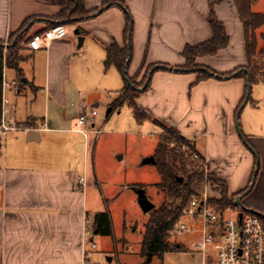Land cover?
Listing matches in <instances>:
<instances>
[{
	"label": "crops",
	"instance_id": "1",
	"mask_svg": "<svg viewBox=\"0 0 264 264\" xmlns=\"http://www.w3.org/2000/svg\"><path fill=\"white\" fill-rule=\"evenodd\" d=\"M105 1L87 0L85 5L87 9H92L100 7ZM116 2H119L118 6L109 5L96 13L99 8L91 18L70 24L71 30H67L63 38L51 41L47 48L30 50L27 45L24 46V51H31L35 58L42 59L45 67V108L39 125L32 115L6 117V109H15V105L10 104V98L15 104L18 101L11 95V88H7L10 94L6 95L5 75L10 69H4L3 98L7 100V108L4 109L3 118L8 123L22 125L13 130L18 134L6 140V156L0 160V264L80 262L86 250L82 237L84 217H88L87 212L84 215L85 184L75 183V186L69 172L55 167V160L46 161L44 155L28 152L31 158L28 162L20 153L27 149L35 151L37 146L33 143L42 142L43 131L49 133L61 130L69 133V128L57 127L67 121L70 126L75 124L81 103H71V112L63 115L60 108L65 103L66 92L63 87L57 91V84L52 87L60 72L70 70L71 53L77 48L74 28H80L82 44L88 42L85 52H79L84 63L96 69L101 67L104 73L110 71L111 74L103 82V89L109 91L105 103L109 110L107 112L116 110L111 103L126 82L114 67L105 70L103 60L106 48L112 42L120 47L124 45L125 14L132 21V54L128 74L135 82H139L145 70L153 67L146 82L148 88L140 91L136 98V104L149 116L143 123L156 119L188 139L205 160L208 171L225 181L230 194L246 187L257 164L256 179L241 201L264 212V120L247 117L241 125V134L246 137L249 146L236 129V109L246 94V79L237 75L227 78L211 76L198 81L195 71L181 69L184 65L183 49L211 37L207 22L209 0ZM258 3L257 0L252 6L253 11ZM65 6L66 0H0V41H8L10 34L18 31L32 17L35 20L29 23L28 36L42 33L49 25V18L57 15ZM213 10L223 23L230 41L216 55L198 57L196 63L217 74L245 66L243 29L234 5L231 0H223ZM258 11L264 13V6ZM258 32L264 33V25ZM27 82L28 79H25L24 83ZM32 84L36 90L34 80ZM21 92L20 87L17 93ZM99 98H92V108L99 106ZM50 101L53 104L52 114L46 105ZM256 103L253 100L251 106H256ZM54 137L48 135L45 143L54 142ZM72 145L78 152L85 149V142L81 139ZM10 151L12 154L9 157ZM196 221L191 220L190 223L193 225Z\"/></svg>",
	"mask_w": 264,
	"mask_h": 264
},
{
	"label": "rangeland",
	"instance_id": "2",
	"mask_svg": "<svg viewBox=\"0 0 264 264\" xmlns=\"http://www.w3.org/2000/svg\"><path fill=\"white\" fill-rule=\"evenodd\" d=\"M258 1L254 12L264 6V0ZM70 26H66V30H71ZM258 42L260 44L261 41L258 39ZM87 46L88 42L72 51L70 70L60 72L59 78H56L52 87L57 84V91H61L63 87L66 92L65 103L60 108L63 115L71 112V103H85L91 107L92 98L100 97L94 126L88 124L87 127L91 130L101 129L102 132L100 134L89 132L87 137H84L82 134L74 133L72 130L74 123L70 126L67 121L56 127L69 128V133L61 130H53L49 133L43 131L42 142L33 143L37 149L21 150L20 154L28 162L31 160L27 155L29 153L44 155L46 161L55 160V167L63 172H69L74 184L79 178H84V215L85 212L88 214V217H84V225H91L94 214L103 211L109 216L111 230L109 234L93 233L91 239L95 244L94 249H90L88 243L85 244L93 261L97 264H142L143 260L138 251L148 215L140 209L136 192L131 185L143 184L149 200L155 206L161 204L163 196L153 186L159 181L156 168L153 164L143 163L145 158L153 154L161 129L152 120L138 124L126 103L116 107L111 113L107 112L108 106L105 102L109 91L103 89V82L111 73L110 71L104 73L101 67L96 69L84 63V58L79 52H85ZM20 54L26 57L19 65L22 73L19 74L15 69L10 68L5 75L6 95L10 94L7 93V88H11V95L18 101L15 104L10 98V104H14L15 109L14 111L6 109V117L32 115L39 125L45 108L44 62L40 58H35L31 51L23 50ZM25 79H28L26 84ZM33 80L36 90L32 87ZM20 87L22 92L18 94L17 90ZM87 97L89 99H86ZM253 100L257 102L254 107L251 106ZM46 105L48 112L52 114L51 101ZM247 117L264 120V82L251 84L250 100L242 107L238 116L240 127ZM17 125L22 124L17 123ZM16 134L17 131H9L6 136L1 137L3 145L0 152L1 161L6 156L4 150L6 140ZM48 135L55 136L54 142L45 143ZM77 139L85 142L83 152H78L72 145ZM8 154L10 157L12 151ZM207 195L208 200L220 198L217 189L210 185L207 188ZM190 221L189 217L182 216L180 223L185 224L186 229L181 232L174 230L170 236V240L181 244L182 248L165 253L161 259L154 257L150 264H202V254L196 248V244L201 240V225L199 221L194 222L193 225ZM206 256L207 264L215 263L216 252L211 245L207 246ZM108 258L111 260L108 261Z\"/></svg>",
	"mask_w": 264,
	"mask_h": 264
},
{
	"label": "trees",
	"instance_id": "3",
	"mask_svg": "<svg viewBox=\"0 0 264 264\" xmlns=\"http://www.w3.org/2000/svg\"><path fill=\"white\" fill-rule=\"evenodd\" d=\"M86 1L66 0V6L57 15L49 18L47 28L58 24L64 26L66 24H77L94 16L99 8L104 10L111 5H119V2H116V0H107L100 7L87 9L85 5ZM222 1L209 0L210 12L207 17V22L210 27L211 37L202 43L195 46H186L183 49L182 57L184 58V65L181 66V69L195 71L198 74V81L211 77V73L219 75L220 78H227L238 69H246L249 74L250 84L264 82V33L258 32L264 25V13L254 12L252 10V6L257 0H231L243 29L246 65L237 67L230 72L217 74L209 68L196 63L198 57L214 56L220 49L227 47L229 44L230 40L226 29L223 23L217 19L213 10V7ZM34 20V17L27 19L18 31L10 34L5 53L3 52L4 42L0 41V122L3 117L4 69L11 68L15 69L19 74L22 73L19 64L26 57L22 56L20 52L25 50L24 46L32 38V36H28V32L30 30L29 23ZM78 30L80 33V28ZM131 32L132 21L130 16L125 14V28L123 32L124 45L120 47L116 42H112L106 48L103 66L105 70L109 67H114L126 82L125 87L119 91L118 96L113 100L111 106L116 108L126 103L135 121L138 124H142L149 116L136 104V98L140 94L139 88L147 82L153 67H148L145 70L139 82H135L133 77L128 74V65L132 54ZM258 39L261 41V44H259ZM247 73L241 72L237 76L244 77L247 82ZM129 84H132L133 87ZM147 88L148 84L145 89ZM244 99L245 96L236 109V115ZM248 100H250V96ZM153 123L161 128V133L158 135V143L152 154L155 159L153 165L159 177V181L153 184V186L158 193L162 194L163 200L159 206H154L147 213L148 219L145 223L138 251L143 260L142 264H150L154 257L161 259L165 253L182 248L181 244L171 241L170 236L184 215L183 211L189 201L202 197L205 177H207L209 185L215 187L220 194V198H211L208 200L209 204L219 210H224L228 207L238 208L235 203L236 197L238 195H244L249 189L250 184L256 179L258 170V165L256 164L246 187L237 193L230 194L224 180L215 177L210 172L205 176L202 162H194L189 156H185L182 151L176 148L186 145L195 151L188 139L181 136L174 128L165 126L156 119L153 120ZM241 138L245 141L246 145H250L243 134H241ZM1 147L2 138L0 135V152ZM179 178H181V181H179ZM131 187L133 189L143 188L146 190L143 184H133ZM244 207L245 213L256 214L264 224L263 211L247 205H244ZM110 231L108 214L103 211L96 212L93 216L92 233L109 234Z\"/></svg>",
	"mask_w": 264,
	"mask_h": 264
},
{
	"label": "built area",
	"instance_id": "4",
	"mask_svg": "<svg viewBox=\"0 0 264 264\" xmlns=\"http://www.w3.org/2000/svg\"><path fill=\"white\" fill-rule=\"evenodd\" d=\"M67 34L64 25H55L45 29L42 33L33 35L26 44L30 50L47 48L51 41L63 38ZM7 48V40L3 43V52ZM7 100L2 97V109L6 108ZM4 116V115H3ZM97 117L96 109L80 104V110L75 117L74 130L84 137L89 132L100 134L101 129H89L87 126H94ZM20 127L14 123H8L2 117L0 122V135L4 137L9 131L17 130ZM182 151L185 156H189L194 162L203 163V172L205 176L209 173L205 160L196 151L191 150L189 146L182 145L176 147ZM78 185H84V178H79ZM209 183L207 177L204 180L202 197L191 199L184 209V215L190 220L197 219L201 225V240L196 244V248L202 254V264H207L206 249L211 245L216 252L214 264H264V224L256 214L245 213L239 218L240 208L228 207L219 210L208 202L207 188ZM186 229L185 224L178 223L175 230L178 232ZM92 224L83 225L82 237L84 245L89 244L90 249L95 248L92 242ZM78 264H97L91 259L89 250L82 253Z\"/></svg>",
	"mask_w": 264,
	"mask_h": 264
},
{
	"label": "water",
	"instance_id": "5",
	"mask_svg": "<svg viewBox=\"0 0 264 264\" xmlns=\"http://www.w3.org/2000/svg\"><path fill=\"white\" fill-rule=\"evenodd\" d=\"M124 11H126L124 8H123ZM101 12V9L98 10L96 13H100ZM73 34L76 35L77 37V48H79L81 45H82V42H83V37L80 35L79 33V30L78 28H75L73 30ZM241 72H245L247 73V70L246 69H238L236 71H234L230 77H233V76H236L238 75L239 73ZM211 75L215 76V77H220L219 75H215L213 73H211ZM131 87H133L132 84H129ZM146 87V83L143 84V86L141 88H139L140 91L144 90V88ZM250 88H251V84H250V79H249V74L247 73V89H246V94H245V99L244 101L242 102V105L240 107V109L238 110V114H237V117H236V129L238 131V133L240 134L241 136V130H240V124H239V121H238V116H239V113L241 111V108L247 103L248 101V98L250 96ZM109 111V110H108ZM120 157V156H119ZM143 163L144 164H154L155 163V159L154 157L151 155V156H148L147 158H145L143 160ZM179 181H181V178H179ZM252 187V184H250L249 186V189ZM248 189V190H249ZM135 192H136V195H137V203L140 207V209L142 210L143 213H148L149 211H151L153 208H154V204L149 200V198L147 197V194H146V191L143 189V188H134ZM247 190V191H248ZM246 191V192H247ZM242 197L243 195H238L235 199V203H236V206L238 208H240L241 212L239 213V218L242 216V211H245V207H244V204L242 203ZM257 214H259L258 212H256ZM108 261H110L111 259L108 258L107 259Z\"/></svg>",
	"mask_w": 264,
	"mask_h": 264
}]
</instances>
